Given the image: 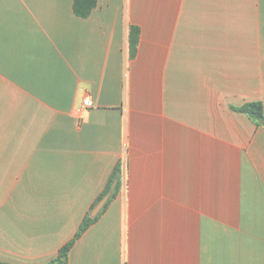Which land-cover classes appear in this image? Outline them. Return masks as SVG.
<instances>
[{
	"label": "crops",
	"instance_id": "0c3cea01",
	"mask_svg": "<svg viewBox=\"0 0 264 264\" xmlns=\"http://www.w3.org/2000/svg\"><path fill=\"white\" fill-rule=\"evenodd\" d=\"M74 1L0 0V264H57L118 167L66 264H264V0Z\"/></svg>",
	"mask_w": 264,
	"mask_h": 264
},
{
	"label": "trees",
	"instance_id": "16d2710c",
	"mask_svg": "<svg viewBox=\"0 0 264 264\" xmlns=\"http://www.w3.org/2000/svg\"><path fill=\"white\" fill-rule=\"evenodd\" d=\"M99 0H75L73 4V10L76 16L80 18L87 19L91 16L92 12L97 8ZM140 39V29L135 26H131L129 29V50L131 57L136 55L138 43ZM239 111L247 113L250 117H252L255 121L259 123H264V106L261 102H252L244 105ZM121 172L119 167L115 169L106 189L102 192L99 196L97 201L92 206L91 211L97 206V204L104 199V197L112 190L113 186L119 180ZM118 185L115 186V192L118 190ZM107 205L103 210L99 213L97 217H91L90 213L86 215L80 229L76 233V236L73 240L67 243L61 250L58 259L56 260L57 264H66L69 253L74 246L75 242L83 235V233L94 223L98 220V218L102 215L104 210L106 209Z\"/></svg>",
	"mask_w": 264,
	"mask_h": 264
},
{
	"label": "water",
	"instance_id": "95a60500",
	"mask_svg": "<svg viewBox=\"0 0 264 264\" xmlns=\"http://www.w3.org/2000/svg\"><path fill=\"white\" fill-rule=\"evenodd\" d=\"M107 200H108V197L104 198L103 200H101L99 202V204L96 206V208L92 212V215H91L92 217H96L101 212V210L104 208Z\"/></svg>",
	"mask_w": 264,
	"mask_h": 264
},
{
	"label": "built area",
	"instance_id": "2783aa9c",
	"mask_svg": "<svg viewBox=\"0 0 264 264\" xmlns=\"http://www.w3.org/2000/svg\"><path fill=\"white\" fill-rule=\"evenodd\" d=\"M94 106V102L91 97H86L83 102L82 110L85 111L87 109H90Z\"/></svg>",
	"mask_w": 264,
	"mask_h": 264
}]
</instances>
